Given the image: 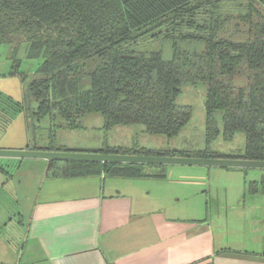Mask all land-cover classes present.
I'll use <instances>...</instances> for the list:
<instances>
[{
  "label": "trees",
  "instance_id": "1",
  "mask_svg": "<svg viewBox=\"0 0 264 264\" xmlns=\"http://www.w3.org/2000/svg\"><path fill=\"white\" fill-rule=\"evenodd\" d=\"M156 40L171 42L170 60L144 49ZM2 45L14 48V69L22 49L41 61L26 98L38 102L41 117L62 118L60 129H79L82 119L101 115L108 129L141 125L149 135L173 139L193 114L178 103L183 87L202 83L207 141L245 135L240 156L139 145L35 151L264 161V0H0ZM11 122L0 108V129ZM55 162L48 171L67 179H166L159 165L152 174L143 164ZM258 185L250 183L248 193L257 194Z\"/></svg>",
  "mask_w": 264,
  "mask_h": 264
},
{
  "label": "rangeland",
  "instance_id": "2",
  "mask_svg": "<svg viewBox=\"0 0 264 264\" xmlns=\"http://www.w3.org/2000/svg\"><path fill=\"white\" fill-rule=\"evenodd\" d=\"M230 26L233 34L239 29L233 22ZM14 46H17V43ZM13 49L9 45L0 46V108L6 110L12 118L7 130L0 129V150L22 151L63 145L70 151L94 152L106 147L131 148L139 145L150 151L209 149L221 155L234 156L243 155L245 152L244 133H237L234 138L228 140L219 137L207 141L206 87L202 83L183 87L178 103L190 106L193 114L182 133L173 139L149 135L141 125L108 129L101 115L82 119L79 129H60L58 127L64 123L62 118L41 117L38 114V102L26 98L28 86L37 77L41 61L28 59L25 49H22L17 54L19 63L14 69ZM144 49L149 52L161 51L166 60L172 58L170 41L156 40L147 44ZM12 72L16 74L11 75ZM19 108L26 110L22 111ZM216 117L220 122L221 116ZM54 139L57 142H54ZM48 163L42 159L0 157V264L2 261L16 259V255L18 257L22 255L31 213L39 198L44 180L51 175L47 169ZM54 165L61 167L62 162L57 161ZM162 167L166 175L164 181L108 178L107 182L111 184L115 194L119 192L129 195L134 200L143 201L156 208L168 207L174 216H185L194 212L196 217L205 218L206 213H209L211 217L213 215L214 220H218V210L216 207L212 209L207 203L210 196L209 198L208 195H205V198L193 196L191 188L203 190L204 184L209 185L213 199L219 196L224 199L228 188L232 199L238 193L242 195L245 183L249 188L250 183L256 178L253 174H257L261 189L264 190V169H228L197 165H163ZM145 171L154 174L161 172V169L149 165ZM186 190H189L190 197L184 193ZM241 204L242 207L236 208L233 213L230 210L233 214L232 227L228 231L230 236L234 239L236 231H233V228L239 231L238 236L242 238V242L263 244L264 232L253 235L250 233V228L254 218L264 217V208H254L250 199L247 201V206ZM223 230L227 233L225 226Z\"/></svg>",
  "mask_w": 264,
  "mask_h": 264
},
{
  "label": "crops",
  "instance_id": "3",
  "mask_svg": "<svg viewBox=\"0 0 264 264\" xmlns=\"http://www.w3.org/2000/svg\"><path fill=\"white\" fill-rule=\"evenodd\" d=\"M236 171V170H232ZM253 182H260L257 174ZM108 178L44 180L29 220L22 255L4 264H264V243L247 244L233 229L232 213L247 206L264 208V190L224 199L212 189L191 188L193 196H210L218 220L191 214L174 216L168 207H152L129 195L114 193ZM164 181V180H163ZM207 186V187H206ZM187 197L189 190L184 192ZM208 207V205H207ZM232 210V213L231 211ZM223 212V213H221ZM226 212V213H225ZM193 214V215H192ZM227 228V233L223 227ZM264 232V217L251 221L250 233ZM1 262V264H2Z\"/></svg>",
  "mask_w": 264,
  "mask_h": 264
},
{
  "label": "water",
  "instance_id": "4",
  "mask_svg": "<svg viewBox=\"0 0 264 264\" xmlns=\"http://www.w3.org/2000/svg\"><path fill=\"white\" fill-rule=\"evenodd\" d=\"M0 157L17 159H42L50 161H80L115 164H143V165H197L228 169H264V161H248L241 159H203L189 157L139 156L117 155L87 152H49V151H4L0 150Z\"/></svg>",
  "mask_w": 264,
  "mask_h": 264
}]
</instances>
